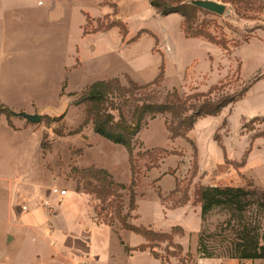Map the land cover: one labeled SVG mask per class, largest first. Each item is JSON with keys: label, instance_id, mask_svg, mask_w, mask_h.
Segmentation results:
<instances>
[{"label": "rangeland", "instance_id": "374dc122", "mask_svg": "<svg viewBox=\"0 0 264 264\" xmlns=\"http://www.w3.org/2000/svg\"><path fill=\"white\" fill-rule=\"evenodd\" d=\"M30 1L31 7L6 10L0 16V106L19 112L28 110L31 103L32 112L42 117L31 122L11 111L0 116V190H7L0 196V264H48L51 259V226L45 233L27 232L22 241L2 243L14 222L7 202L15 173L18 178L10 195L17 200H25L22 186L43 184L40 189H46V194L54 186L69 189L54 224L79 231L86 228L83 220L88 216L98 224V237L87 244L97 246L100 260L91 264H179L182 260L264 264L263 259H206L197 251L201 230L214 232L227 218L223 211L214 210L202 220L203 187L264 190V0H216L227 5L223 15L206 10L197 14L194 26L221 44L186 37L183 16L179 32L177 16H154L155 9L146 0H130L125 20L132 34L146 26L168 37L155 42L154 53L149 49L153 41L149 34L132 46L131 55L137 65H143L142 80L147 82H137L128 73L114 77L120 88H113L101 104L81 101L88 87L111 72L128 69V64L134 67L113 49L120 44L125 23L101 35L81 36L78 22L83 12L78 0L60 1L62 15L55 20L43 13L47 0H41L44 6H38L40 0ZM189 1L169 0L191 5ZM80 8L97 9L94 0H82ZM113 24L110 15L97 19L89 14L84 32H102ZM76 43L83 64L66 68L75 61ZM161 60L164 80L145 87L156 78L152 79ZM174 88L180 100L191 96L192 103L241 96L219 114L199 117L191 130L177 136L169 129L170 113L148 114L131 150L95 131L97 111L111 113L115 121L123 117L133 122L144 101L163 103ZM196 93L206 96L194 97ZM97 169H106L111 177L98 175ZM75 190L85 194L88 211ZM125 223L166 236L154 234L148 239L127 229ZM170 244H180L183 250ZM140 246L147 248L134 250ZM152 246L163 259L152 255Z\"/></svg>", "mask_w": 264, "mask_h": 264}, {"label": "trees", "instance_id": "16d2710c", "mask_svg": "<svg viewBox=\"0 0 264 264\" xmlns=\"http://www.w3.org/2000/svg\"><path fill=\"white\" fill-rule=\"evenodd\" d=\"M153 6L159 9L163 14L178 12L184 17L183 28L186 37H203L209 41L221 44L209 32L194 26L195 18L199 12H204L201 8L188 4H173L169 0H152ZM117 25L122 22H117ZM111 25L105 27L109 28ZM124 39L128 34V29L121 30ZM138 37L135 36L129 41ZM163 62V61H162ZM161 70L157 77L149 82L145 87L160 85L165 77V66L160 65ZM117 78L111 80H97L87 89L84 98L81 101H89L95 104H101L105 101L107 95L113 88H120ZM130 83L134 84L133 81ZM130 92V91H129ZM206 96L205 94L196 93L194 97ZM241 94L231 97H221L217 100L206 99L202 103L190 102L191 96L185 101L180 100L177 88H174L173 95L163 103L157 101H144L141 107L136 109L133 122H128L121 117L115 121L111 113L97 111L94 116V129L103 137L114 143L123 144L131 150L133 140L141 128L143 118L151 114L156 117L161 113H170L172 120L169 123V129L173 135H182L194 127L195 122L201 116L217 115L222 109L230 103L236 102ZM10 115V110L4 105L0 106V114ZM88 170H94L90 168ZM98 175L111 177L106 169H97ZM124 186L122 184H117ZM201 216L204 221L214 210L223 211L227 214L225 221L221 222L217 230L208 232L202 229L199 235L197 251L201 257H228L239 260H264V190L248 189L245 187L235 186H207L200 191ZM125 227L139 234H145L148 239L151 235L166 236L165 233H156L148 228H139L134 225L125 223ZM176 250L182 251L180 244L172 245ZM146 246L135 247L134 250H146ZM152 255L156 259H163L150 247ZM127 250L129 248L127 247ZM187 260L191 261L192 256L187 254ZM179 264H190L182 260Z\"/></svg>", "mask_w": 264, "mask_h": 264}, {"label": "crops", "instance_id": "0c3cea01", "mask_svg": "<svg viewBox=\"0 0 264 264\" xmlns=\"http://www.w3.org/2000/svg\"><path fill=\"white\" fill-rule=\"evenodd\" d=\"M48 4L46 7H44L43 13L48 15V17L52 18V20L58 19L62 15V11H59L58 9L61 6V2L64 0H47ZM61 1V2H60ZM66 1H72V0H66ZM146 2L155 9V15L158 17H167V16H177L178 21H177V26L179 29V32L181 31V21H182V15L178 12H172L169 14H163L161 11H159L158 8L153 6L152 0H146ZM29 3V4H28ZM39 5L38 6H44L45 3L43 1H38ZM81 3L82 0H78V5L79 9L81 12H83V16L81 17L79 23L80 26V35L81 36H91L95 34H102L105 32L111 31V29L115 28L118 26L116 22H124L127 29H128V34H127V39L121 36V41L120 44L116 45V47H113V49L120 54L121 56H118L120 58H124L122 60H126L127 62H131V64L134 66L131 68L128 64V69L123 68L119 72H111L109 76L106 78L102 79H96V80H108L114 77H118L119 75H122L123 73H128L130 77L140 83H144L147 81H143V75H144V67L142 64H136V59H134V56L131 55L132 46H137L139 42L142 40L144 35L149 34L150 36L153 37L152 44H150L149 49L150 51H153V47L155 45V42L160 41L162 42V38H167L168 35H163L160 36V33H157L154 31L152 28L142 26L138 28L134 34H132V31L129 28V23L128 21L125 20V13L129 11V6H130V0H94V3L96 5V10L95 11H85V9H81ZM31 7L32 3L29 0H0V16L5 13L6 10H18V9H26L27 7ZM93 15L97 19H99L100 16H108L110 15V18L112 19V22L115 23L109 28L105 29L102 32L98 33H88L86 34L84 32V25L86 23L87 15ZM119 27V26H118ZM165 34V33H164ZM138 37L132 41H129V39H132L133 37L137 36ZM125 40L127 41L125 43ZM168 46H170V41H165ZM75 61L72 65L66 66L68 67H73L76 68L83 64L82 60L80 59V47L76 43L75 44ZM115 46V44H114ZM171 47V46H170ZM94 45H90V49H94ZM162 63V60H161ZM158 66V72L157 74L152 78L154 79L157 77L160 71V65ZM1 73V72H0ZM151 79V80H152ZM150 81V80H149ZM30 108L28 110H24L23 108L21 109L22 111H26L28 113H33L32 112V104L30 103ZM11 110L14 109V107L10 108ZM0 116H2L0 114ZM3 117V116H2ZM10 128V127H9ZM27 159V157H26ZM17 173L14 174L12 178H10V186L8 189V195H9V200H8V211L11 217V220H14L13 222V227L12 229L7 230L4 232L2 236V243L5 245L10 244L16 240L22 241L25 238V235L27 232H33L34 230H42L44 233L47 232V230H50V226L53 228L51 231L48 233L54 234V238L52 241L49 242L50 246V258L47 260L48 264H91L95 260H100V255L97 254V246L96 247H91L88 245L89 243L92 242V239L95 237L97 234L96 227H98L97 223H94L89 216L84 218L83 223H84V229L81 230H74V229H64L63 227H57L55 226V217L57 214L60 213L61 205L65 203V201L68 200V196L70 194L69 189L66 195H61L60 193H55L52 191V189L55 187H51L50 192L48 194L46 189H40L43 186L42 185H36L33 184L31 186L24 187L22 186V193L24 196L25 200H17L16 196L15 198L10 195V188L12 187L14 180L17 179ZM17 181V180H16ZM32 184V183H31ZM57 187V186H56ZM59 188V187H58ZM61 189V188H60ZM7 191V190H6ZM5 190H0V196H3L7 194ZM76 191V190H75ZM41 193L44 194V198H41ZM76 194L82 198V204L83 207L85 208L86 211L87 209V198L85 194L79 193L76 191ZM42 199H45L44 201L47 203V206L45 204H42ZM23 200V201H22ZM27 203V204H26ZM20 205L23 207H27L26 209L20 208ZM21 209V210H20ZM50 210H53L52 213ZM13 218V219H12ZM73 237V238H70ZM87 239V241H86ZM207 259V258H206ZM211 259V258H208ZM2 258L0 259V261Z\"/></svg>", "mask_w": 264, "mask_h": 264}, {"label": "water", "instance_id": "95a60500", "mask_svg": "<svg viewBox=\"0 0 264 264\" xmlns=\"http://www.w3.org/2000/svg\"><path fill=\"white\" fill-rule=\"evenodd\" d=\"M191 5H194L198 8L203 10L216 13L219 15H223L227 10V5L225 3L216 1V0H190L189 2ZM10 110V109H9ZM15 116H19L25 118L31 122H39L41 120V115L38 113H28L26 111H13L10 110Z\"/></svg>", "mask_w": 264, "mask_h": 264}, {"label": "built area", "instance_id": "2783aa9c", "mask_svg": "<svg viewBox=\"0 0 264 264\" xmlns=\"http://www.w3.org/2000/svg\"><path fill=\"white\" fill-rule=\"evenodd\" d=\"M52 191L53 192H55V193H60L61 195H66L67 194V192H68V190L67 189H60V188H58V187H54L53 189H52ZM24 209H26L27 207L25 206V207H23Z\"/></svg>", "mask_w": 264, "mask_h": 264}]
</instances>
